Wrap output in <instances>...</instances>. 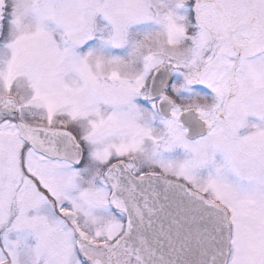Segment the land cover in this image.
<instances>
[{"label": "snow or ice", "instance_id": "obj_1", "mask_svg": "<svg viewBox=\"0 0 264 264\" xmlns=\"http://www.w3.org/2000/svg\"><path fill=\"white\" fill-rule=\"evenodd\" d=\"M0 264H264V0H0Z\"/></svg>", "mask_w": 264, "mask_h": 264}]
</instances>
